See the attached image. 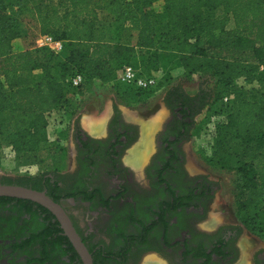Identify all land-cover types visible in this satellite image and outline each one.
<instances>
[{
  "label": "trees",
  "instance_id": "1",
  "mask_svg": "<svg viewBox=\"0 0 264 264\" xmlns=\"http://www.w3.org/2000/svg\"><path fill=\"white\" fill-rule=\"evenodd\" d=\"M156 3L162 4L161 16L153 9ZM219 9L222 17L211 14ZM230 21L232 29H228ZM21 23L26 24V37L32 43L39 36L52 35L64 42L63 52L16 47ZM100 23L120 29L118 40L98 38ZM124 66L147 77L160 71L164 80L158 88L173 78L174 68L186 77L208 74L214 79L215 101L222 102L226 111L216 128L215 154L229 141L239 143L233 155V169L241 178L238 207L253 212L245 217L246 228L264 234V208H260L264 203V0H0V151L7 146L16 156L41 153L48 141V116L60 111L72 117L79 109L77 96L83 93L71 90L95 81L129 87L116 80ZM76 75H82L84 82L73 88L68 80ZM134 89L138 96L156 92ZM170 91L183 95L181 110L191 112L192 118L212 95L204 88L193 97L181 87ZM77 131L83 132L78 126ZM48 174L15 180L0 177V184L48 190V196L59 203V197L51 195ZM0 202L29 205L27 213L18 212L20 216L34 215L32 209L38 208L32 222L33 243L41 249L39 264L48 261V247L76 254L50 211L27 200L2 197Z\"/></svg>",
  "mask_w": 264,
  "mask_h": 264
},
{
  "label": "flooded vegetation",
  "instance_id": "2",
  "mask_svg": "<svg viewBox=\"0 0 264 264\" xmlns=\"http://www.w3.org/2000/svg\"><path fill=\"white\" fill-rule=\"evenodd\" d=\"M182 96L168 91L164 97L169 114L155 133L153 150L143 165L147 186L134 184L139 165L124 162L140 138L139 124L127 121L115 107L106 137L75 130L73 163L67 171L45 176L50 180L51 195L59 197L94 264H138L141 255L159 245L160 239L162 248L154 247L155 253L169 256V264L239 261L243 226L219 225L213 233L200 229L209 217L217 186L187 169L186 145L191 142L198 115L192 118L191 112H182ZM129 156L134 157L132 153ZM79 206L88 212L80 213ZM23 209L27 213L29 205L23 208L15 202H0V264H39L36 260L41 249L33 243L36 233L32 222L39 210L34 207V215L20 216ZM119 242L122 245L117 250L110 248ZM18 245L26 247L17 250ZM47 251L45 264H83L76 251L63 253L51 247ZM254 264H264V253L257 254Z\"/></svg>",
  "mask_w": 264,
  "mask_h": 264
},
{
  "label": "rangeland",
  "instance_id": "3",
  "mask_svg": "<svg viewBox=\"0 0 264 264\" xmlns=\"http://www.w3.org/2000/svg\"><path fill=\"white\" fill-rule=\"evenodd\" d=\"M13 1L8 0L10 3H13ZM153 9L157 15H162V4L156 3ZM211 14L216 17L223 16L221 9L215 10ZM233 27L234 23L230 21L228 29ZM26 28V24L21 23L22 37L15 41L16 47L20 49L35 46V43H32L33 41L26 37ZM120 33V29L115 25L100 23L96 36L102 40L117 41L121 35ZM62 57L57 55L58 59ZM167 62L169 65L172 64V66L174 64L171 58ZM137 66L144 71L143 64L139 63ZM152 75L158 82L164 80V75L160 71H153ZM172 75L173 78L170 81H166L164 87H157L154 89L155 93L151 95L142 94V97L137 95L134 89L136 87L130 85L128 86L132 88L112 86L111 84H102L98 81L92 84L86 83L79 89L71 90L74 92L80 90L83 93L82 96H77L80 99L78 111L72 117L66 116L60 111L53 112L48 116V141L39 154L16 156L11 148L3 146L0 151V177H8L15 180L18 177H36L45 173L67 171L73 163V152L75 149L73 134L77 130V126L85 133L94 135L96 138H104L106 137L112 108L115 107L127 121H135L139 124L140 138H138L133 148L128 151V154L124 157V162L127 164L130 161L139 165V168L135 169L134 184L147 186L143 165H145L150 151L153 150L155 133L160 129L161 124L169 114L164 106L166 93L173 87H181L184 93L193 97L201 89H207L212 92L211 98L208 101V105L196 117L191 134V142L186 145V151L189 155L187 163L189 172L192 175L199 174L204 176L217 186V194L209 217L200 225V229L213 233L219 225L232 226L237 224L243 226L244 229L238 242L241 252L237 264H254L257 254L264 253V234L253 232L246 228L245 217L253 212L252 210H240L238 207V185L241 184V178L236 170L233 169L236 165V159L233 155L239 151V143L229 141L217 155L215 154L214 139L216 138V128L219 123L224 121L226 111L224 110L225 106H222V102L215 101L214 79L208 74L186 77L176 68L173 69ZM255 86L258 87V85ZM100 124L103 126L100 131L95 133L91 131L95 125L100 126ZM129 153L133 154L134 157L132 159H130ZM260 208H264V203L260 205ZM78 209L80 213L85 214L88 212V209L82 206H79ZM160 236L161 230L158 231V237L160 238ZM158 244L152 245L149 250H146L141 255L138 264H169V261L172 262L169 256L155 253V248L159 250L162 248L161 239ZM121 245L122 242L114 243L110 245V248L117 250Z\"/></svg>",
  "mask_w": 264,
  "mask_h": 264
},
{
  "label": "water",
  "instance_id": "4",
  "mask_svg": "<svg viewBox=\"0 0 264 264\" xmlns=\"http://www.w3.org/2000/svg\"><path fill=\"white\" fill-rule=\"evenodd\" d=\"M2 197L31 201L50 211L59 222L64 236L68 238L83 264H94L86 245L73 226L69 215L59 203L48 196L46 191L18 185L0 184V198Z\"/></svg>",
  "mask_w": 264,
  "mask_h": 264
},
{
  "label": "built area",
  "instance_id": "5",
  "mask_svg": "<svg viewBox=\"0 0 264 264\" xmlns=\"http://www.w3.org/2000/svg\"><path fill=\"white\" fill-rule=\"evenodd\" d=\"M35 46L37 48H48L55 54H60L64 50V42L55 39L52 35L39 36L35 40ZM116 80L119 83L130 85L143 91L156 89L158 85V80L155 77L141 75L138 71L130 66L117 71ZM68 81V83H70L73 88H77L83 84L84 78L82 75H76L70 78Z\"/></svg>",
  "mask_w": 264,
  "mask_h": 264
},
{
  "label": "bare ground",
  "instance_id": "6",
  "mask_svg": "<svg viewBox=\"0 0 264 264\" xmlns=\"http://www.w3.org/2000/svg\"><path fill=\"white\" fill-rule=\"evenodd\" d=\"M103 124H104V123H103ZM93 126H94V125H93ZM102 127H103L102 124H100V126H96V125H95L91 131L94 132V133H95V132H98V131H100V130L102 129ZM99 133H102V132H99Z\"/></svg>",
  "mask_w": 264,
  "mask_h": 264
},
{
  "label": "crops",
  "instance_id": "7",
  "mask_svg": "<svg viewBox=\"0 0 264 264\" xmlns=\"http://www.w3.org/2000/svg\"><path fill=\"white\" fill-rule=\"evenodd\" d=\"M88 120H91V119H89V118H87Z\"/></svg>",
  "mask_w": 264,
  "mask_h": 264
}]
</instances>
